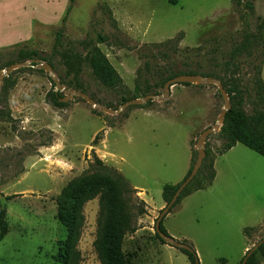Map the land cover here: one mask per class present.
I'll use <instances>...</instances> for the list:
<instances>
[{"label": "rangeland", "instance_id": "1", "mask_svg": "<svg viewBox=\"0 0 264 264\" xmlns=\"http://www.w3.org/2000/svg\"><path fill=\"white\" fill-rule=\"evenodd\" d=\"M252 2L247 12L231 0H75L61 29L69 0H0V69L25 64L4 73L0 86V202L8 224L0 264H57L58 241L67 234L57 216L64 191L72 183L73 192L83 194V180L110 181L119 173L131 218L122 243L126 264H191L180 248L156 237L155 221L166 206L163 186L183 179L196 139L214 124L223 98L212 83L175 84L168 98L125 108L121 96L132 95L136 84L149 85L148 94L162 93L160 82L170 69L221 75L246 25L255 30L264 16V0ZM179 34L170 48L153 46ZM99 36L105 40L98 46L122 77L116 88L101 83L87 62L75 69L64 62L67 54L84 55L81 41L97 43ZM30 49L39 56L26 59ZM261 56L258 46L230 68L250 95L255 64L264 82ZM44 62L53 65L68 92L82 91L119 113L93 107L81 96L55 105V83L38 67ZM244 110L252 112L247 103ZM217 133L206 141L214 151L223 142ZM214 170L211 185L184 197L162 225L191 245L199 264H242L252 247L245 249V228H255L254 244L264 236V157L237 143L216 157ZM98 212L95 195L82 207L79 264H101L94 247Z\"/></svg>", "mask_w": 264, "mask_h": 264}, {"label": "trees", "instance_id": "2", "mask_svg": "<svg viewBox=\"0 0 264 264\" xmlns=\"http://www.w3.org/2000/svg\"><path fill=\"white\" fill-rule=\"evenodd\" d=\"M74 1L75 0H69L65 14L61 19V29L63 28L67 16L72 9ZM171 1L176 3V0ZM231 2L236 7L243 6L242 8L248 9L247 12L253 11L254 6L252 0H231ZM245 18H247V16H245ZM246 28L247 29L242 34L241 39L230 48L228 55L229 58L224 62L225 67L221 75H216L211 72L195 71L190 68H176L170 69V73L167 74L160 82V84L164 86V83L168 79L180 74H200L204 77L220 79L230 102V108L226 111L220 131L216 134L223 141L221 146L214 151L206 143L204 147L205 156L200 168L193 179L181 191L172 207L192 192L204 189L211 185L215 177L214 161L216 157L225 153L227 150L235 146L236 143H242L264 157V82L261 77V66L259 64H255L251 75L250 84L253 95L248 93L249 88L243 86L240 79L230 70L231 66L234 65L235 60L239 56L250 52L258 46L262 47L261 64L264 61V16L257 18L255 30L249 29L248 25H246ZM61 29L56 34L54 48H57V46L60 45V37L62 34ZM180 36L181 34L175 38L155 43L153 46L156 48H170L172 44L176 45V43L179 42ZM104 40L105 38L102 36L98 37L97 43L84 39L81 41L83 47L86 49L84 55L67 54L64 56V62L71 69H75L82 61L87 62L92 70V73L101 83L109 88H116L120 86L123 81L116 68L98 46V43L103 42ZM38 56L37 51L34 49L27 50L25 53L26 59H33ZM186 63L187 62L183 64H185L186 68H188V64ZM182 84L187 85L188 83ZM74 87L79 89L77 85ZM149 92H151L149 85L140 86L139 84H136L134 87V93L132 95H122L121 102L125 103L129 100L139 98L141 95L148 94ZM139 94L141 95L139 96ZM50 97L55 105L63 106L65 104V102L59 101L60 97L57 96L55 91L50 92ZM151 102L152 100H148L147 104ZM246 103L252 108V112L250 114H247L244 110ZM193 143L194 141L192 140L191 144ZM196 157L197 151L192 148L191 164L183 179H185L191 172L196 161ZM98 161L102 164L100 159H98ZM182 180L176 184L167 183L163 186L162 197L166 205L171 201ZM105 181H101V179L98 178H96V181L83 180V188H81V190L83 191L86 188L88 189L87 192H83V194L74 193V184L71 183L70 187L62 194L58 203L57 216L59 221L65 227L67 234L65 239L58 241L57 253L54 255V259L57 264H79V250L77 249V242L80 237V228L84 219L82 207L87 200L93 198L95 195H98L99 212L97 217V233L94 240V247L100 263L126 264L122 243L126 233L131 227V218L126 210V203L123 198L122 182L124 179L119 173L114 179L108 181L106 185H104ZM171 209L168 212H170ZM5 214L6 211L0 202V240L8 231ZM160 229L162 232L167 234L162 225V220L160 222ZM253 230V227H247L245 228V233L248 235ZM155 235L161 242L165 243L160 238L158 233L155 232ZM261 239H263L262 242L247 257L246 264H258L261 260H264V236L259 240ZM184 242H186V240H184ZM181 250L187 254L191 264H199L198 257L193 248L191 250Z\"/></svg>", "mask_w": 264, "mask_h": 264}, {"label": "water", "instance_id": "3", "mask_svg": "<svg viewBox=\"0 0 264 264\" xmlns=\"http://www.w3.org/2000/svg\"><path fill=\"white\" fill-rule=\"evenodd\" d=\"M22 66H25V64L24 63H11L10 65H8L7 68H1L0 69V86L2 84L4 73L8 74L12 70L17 69V68L22 67ZM38 67L49 73V75L51 76L52 80L55 83V89H54L55 92H57L58 89L64 90L66 92V94L64 96L59 98L60 102L68 101V100L72 99L74 96H81L83 99H85L87 102H89L91 104V106H93V107H100L102 109H106V110L111 111V112L119 113L120 109L114 111V110H110L106 107L100 106L97 103H95L94 100L91 99L86 93H84L82 91L71 90L68 92V90L65 89L60 84L59 80L57 79L56 74L54 73L53 66L50 63L44 62V63H41ZM182 83H195V84L212 83V84H215V85H217L219 93H220V95L224 101L223 107H222L218 117L216 118L214 124L205 127L199 133V135L196 139L195 150L197 151V157H196V161L193 165L191 172L179 184V186H178L177 190L175 191L171 201L162 209L160 215L158 216V218L155 221V232L158 233L160 238L165 243H167L170 246L176 247V248L191 250L192 248L190 247L189 244H187L183 241L176 240L173 237H171L170 235L162 232L160 229V222L163 219V217L168 213L169 209H171V207L173 206V204L177 200L178 196L180 195L181 191L193 179V177L196 175L198 169L200 168L202 161H203V158L205 156L204 147H205V143H206L208 137L211 134H214V133H217L220 131V127L223 124V119H224V116L226 114V111L230 108V102H229L228 95L225 91V88H224L220 79L204 77L200 74H180V75H177V76H174V77L168 79L164 83L162 93L147 94L141 98L129 100V101L123 103L122 108H125L130 104H142L148 100H163L165 98H168L170 96V87L175 85V84H182ZM262 240L263 239L259 240L251 248L248 249L242 264H246L247 257L253 252V250H255L257 248V246L262 242Z\"/></svg>", "mask_w": 264, "mask_h": 264}, {"label": "crops", "instance_id": "4", "mask_svg": "<svg viewBox=\"0 0 264 264\" xmlns=\"http://www.w3.org/2000/svg\"><path fill=\"white\" fill-rule=\"evenodd\" d=\"M172 87V86H171ZM171 87H170V95H171V92H172V89H171ZM194 133H195V131H194ZM193 135V134H192ZM192 135H191V139H192ZM192 141V140H191ZM190 141V142H191ZM239 143V142H238ZM237 144V143H236ZM191 158H192V151H191V157H190V164H191ZM190 164H189V166L187 167V171H188V169H189V167H190ZM187 173V172H186ZM186 175V174H185ZM184 178V177H183ZM163 206V205H162ZM255 229V228H254ZM254 231V230H253ZM253 231L250 233V234H248L249 235V242H250V244H249V246H246V248L245 249H248L249 247H251V246H253L254 245V242L256 241L255 240V235L256 234H254L253 233Z\"/></svg>", "mask_w": 264, "mask_h": 264}]
</instances>
